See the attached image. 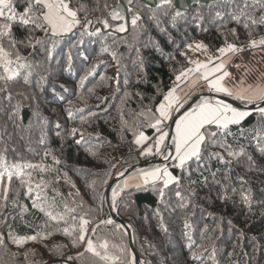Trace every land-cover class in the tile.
I'll return each instance as SVG.
<instances>
[{"label": "trees", "instance_id": "obj_1", "mask_svg": "<svg viewBox=\"0 0 264 264\" xmlns=\"http://www.w3.org/2000/svg\"><path fill=\"white\" fill-rule=\"evenodd\" d=\"M240 3L242 0L196 3L176 16L173 3L152 6L144 0H131L130 4L129 0H71V6L83 8L89 19H109L113 27L122 21L112 20L109 13L113 7L125 5L128 30L117 33L93 24L88 31L100 27L101 34L88 36L77 27L54 38L56 47L50 55L40 45L18 46L20 54L32 65L31 75L25 82L22 69L21 77L7 83L0 81V87H7L13 97L9 101L0 93V148L8 149L9 163L49 166L47 172H32L33 186L41 178L48 183L47 196L56 197L52 211L64 214L67 223L51 221L32 208L34 195L29 196L20 179L14 177L8 205L0 206V235L4 238L0 264H128L131 256H135L136 264H264V152L258 150L253 139V129L264 125L254 109L240 126L243 133L233 126L235 139L228 138L234 147L245 148L253 158L251 164L247 156L231 164L213 159L207 164L208 170L198 171L196 163H192L184 172L170 161H160V156L142 155V149L135 144L141 131L151 137L145 147L159 135L148 126L154 122L151 113L156 112L179 71L190 67L185 52L189 44L201 40L216 50L225 46V35L228 42L238 46L248 44V31L253 39L264 37V25L245 29L243 18L241 22L231 19L230 9ZM85 11L79 12L81 20ZM217 11L221 17H216ZM248 11L255 18L264 15V8L256 0H252ZM133 14L141 17L136 26L131 25ZM233 28L239 39L231 34ZM14 32L17 39L25 35L23 30ZM35 36L45 39L41 31ZM106 46L119 54L118 60L110 53H102ZM199 94L192 96L183 108ZM196 103L199 100L192 107ZM74 128L78 130L75 136L71 135ZM45 152L51 155L45 157ZM166 163L180 177V183L164 189L163 201L159 185L132 186L120 192L113 207L112 189L117 184L123 185L127 177L141 169ZM212 172L216 173L215 178ZM117 177L120 178L110 192V207L106 192ZM189 179L195 183L189 186ZM177 191L185 197L183 201L175 195ZM190 191L195 195L189 202ZM243 192L251 193L247 203L242 199ZM13 199L26 205L28 212L19 215L20 209L11 204ZM65 204L76 211L69 213ZM73 216L77 219L73 220ZM80 216L91 221L86 240H107V255L119 257L118 260L105 261L94 256L86 250V241L72 244L79 233L72 231L71 225L79 224ZM108 219L115 223L102 222ZM185 219L190 228L185 227ZM64 228H69L72 235H65ZM10 232L15 236L52 234L18 246L9 238ZM193 251L200 252L198 260L192 259Z\"/></svg>", "mask_w": 264, "mask_h": 264}, {"label": "snow or ice", "instance_id": "obj_2", "mask_svg": "<svg viewBox=\"0 0 264 264\" xmlns=\"http://www.w3.org/2000/svg\"><path fill=\"white\" fill-rule=\"evenodd\" d=\"M252 0H242V3L237 4L234 8L230 9L231 19L237 22H241L243 18V27L245 29H251L256 25H264V15L259 18L249 14V7ZM131 0H129V4ZM163 3L172 5L173 0H163ZM261 8H264V0H256ZM107 7V5H105ZM125 5H118L113 7L109 16L114 21H122L117 23L115 27L109 23V19H97L93 21L88 18L86 11L83 8H74L71 6V0H0V69L3 70V75H0V81L14 80L21 77V70H25L23 80L28 81L31 75L32 65L26 62V58L20 54V45L24 47L35 48L37 45L45 47V50L51 54L52 50L56 47L55 37H61L69 32H72L75 28L80 27L83 29V34L88 36L100 35L101 28L96 27L92 31H88V26L93 24L101 25L103 29H113L117 33H124L128 30V21L125 16ZM130 10V9H129ZM80 11H85L83 20L79 16ZM176 16L181 15L180 11L175 12ZM216 17H221L222 13L217 11ZM141 17L137 14H133L131 18V25L136 26L137 21ZM14 29L23 30L25 35L22 39H17ZM41 31L44 33L45 39L37 38L35 32ZM231 34L239 39L236 30L230 29ZM248 44L238 46L236 43H230L227 41V36H224L225 46H221L216 51L218 56L209 57L207 62H200L199 60H189L188 62L193 64L194 67L185 68L179 71L176 76V80L179 82L187 81L192 78V85L195 86L199 81H205L204 87L211 94L203 96L199 99V103H196L194 107L191 105L183 113L174 119V114L184 106V95L177 94V87H173L163 94L162 101L158 104L156 112L151 113L154 122L148 124L159 135L156 136L153 143L147 147L145 145L151 139L143 131L139 132L135 138V144L142 149L141 154L145 156L156 155L162 157L164 161H170L172 166L187 172L192 163H196L197 170L207 169L209 161L215 159L222 161L225 164H231L234 160H238L240 157L247 156V160L251 164L253 158L247 155L243 146L234 147L232 143H229L228 138L230 136L235 139L232 133V127L236 126L240 128L242 123L251 115H253V109L255 113L259 115L260 122L264 125V83L248 84L243 78L237 83H229L232 76L227 70L228 65L232 62V59L237 54L249 50V49H264V37L259 40L252 38V32L248 31ZM51 45L49 48L48 45ZM189 49H193V45H188ZM207 46L203 43H197L194 50H206ZM102 53H110L113 59L118 60L119 54L112 50L111 46H106L102 49ZM181 55H184L181 53ZM211 65V66H210ZM237 68L241 65H235ZM95 65L93 66V69ZM88 74H91V70ZM43 79V77H42ZM83 79L81 85H83ZM0 93H4L6 98L11 101L13 99L11 92L7 87H0ZM220 97H229L234 101L239 102L240 106H235L232 103L227 102ZM151 112V110H149ZM14 114V113H13ZM69 116L72 115L71 110H68ZM171 121V124L167 122ZM174 126L173 134L169 135V131L165 129H172ZM241 133L243 129L240 128ZM253 139L256 141V145L259 151L264 152V127L259 130L253 129ZM78 134L77 129L71 130V135ZM81 139H83V134ZM171 140L170 144L166 141ZM3 137L0 136V141ZM43 142V137H41ZM79 143V141H77ZM213 149H220L221 151H214ZM6 147L0 148V206L7 207L9 202V192L12 191L13 178H19L22 187L26 188V192L29 196L34 195L32 200V208L38 209L44 213L51 221L67 223L65 215L61 213H55L52 211L55 205L56 197H48L46 191L48 189V183L43 178L36 182L33 186L32 172L38 171L41 173L49 171V166L44 163H31V162H13L9 163L7 159ZM51 155L50 152H45L44 156ZM53 160L56 164L60 161L53 156ZM31 170V171H26ZM124 173L121 172L120 175ZM202 174V173H201ZM189 177L191 173L188 172ZM211 175L215 178L216 173L212 172ZM27 176L25 180L24 177ZM225 179H228L226 176ZM241 183H244L243 178ZM135 181L134 184H130V181ZM106 182V181H105ZM204 182L207 183V177H204ZM219 183V181H216ZM180 177L173 174L170 171L169 164L162 166H153L150 170H139L138 174L130 176L123 182V185L117 184L112 189V205L116 206V200L120 192L129 187L141 188L147 185L157 186L159 185V195L163 201L165 192L172 184H179ZM195 183L189 179V186ZM56 192L55 189H52ZM235 191V189H233ZM20 195L19 191L16 192V196ZM56 195H60L56 192ZM177 197L183 201L185 197L180 191L175 193ZM195 192L190 191V197L194 196ZM226 199V195L224 196ZM251 198L250 192H243L242 199L244 202H249ZM11 204L14 208H19V215L23 216L28 212L26 205H21L16 199L11 200ZM69 213H74L75 208H68L67 204L64 205ZM157 215L163 220L159 212ZM14 218V217H13ZM73 220L77 217L73 216ZM106 224H114L111 219L102 221ZM91 221L85 219L84 216L79 217V224H72V231L78 230V235L72 240L74 246L78 242H85L87 244V251L94 256L99 257L105 261H115L119 257H111L107 255V249L109 242L107 240H101L99 243L94 242L92 239H87L86 236L89 232V225ZM98 227V225H97ZM123 227V225H118ZM185 227H191L188 220L185 219ZM161 228L163 231H167V228L162 223ZM95 228L92 232L95 233ZM72 231L69 228H64L63 233L65 235H72ZM47 233L42 236L41 233L27 236H15L11 232L9 238L13 243L18 246L23 245L28 241H37L38 238H46ZM3 236L0 235V244L3 243ZM59 247V246H57ZM206 251V249H205ZM102 252L104 254H102ZM192 259L198 260L200 258L199 251L192 252ZM71 259V258H69ZM128 264H136L135 256H131Z\"/></svg>", "mask_w": 264, "mask_h": 264}, {"label": "crops", "instance_id": "obj_3", "mask_svg": "<svg viewBox=\"0 0 264 264\" xmlns=\"http://www.w3.org/2000/svg\"><path fill=\"white\" fill-rule=\"evenodd\" d=\"M197 43H203L201 40H195L191 43L193 45V49H189L188 47L185 49L186 55L189 60H199L200 62H207L209 57L218 56L219 53L216 51H212L206 44V50H194L195 45ZM235 65H241V67L237 68ZM211 66V65H210ZM190 67H194L193 64L190 63ZM189 67V68H190ZM227 70L231 73L232 79L229 83H237L241 78L245 80L248 84L253 83H264V49H252V50H245L236 56L233 57L232 62L228 65ZM205 81H199L195 86L192 85V78H189L187 81L179 82L175 81L171 88L177 87V94L184 95V104L194 95L200 93H209L204 87ZM208 95H211L210 93ZM205 95V96H208ZM238 106V105H235ZM184 107V106H183ZM182 107V108H183ZM243 107V106H240ZM182 108L179 109L177 113H179ZM174 114V118L177 115ZM171 124V121L167 122ZM169 131V135L173 134L172 129H165ZM171 143V140H168ZM134 184L135 181H132Z\"/></svg>", "mask_w": 264, "mask_h": 264}, {"label": "water", "instance_id": "obj_4", "mask_svg": "<svg viewBox=\"0 0 264 264\" xmlns=\"http://www.w3.org/2000/svg\"><path fill=\"white\" fill-rule=\"evenodd\" d=\"M125 0H122V2L124 3ZM146 3H148L149 5H152V6H157L159 5L161 2H163V0H144ZM217 1H221V0H173V4L175 5L176 7V11L179 10L180 13H184V12H187L191 9L192 5L196 4V3H212V2H217ZM124 8V12H125V15L127 13V15L129 14L128 13V10H126ZM209 93H202V94H199L197 95L185 108H183L179 113H177V115L175 116V118L177 116H179L181 113H183L186 109L189 108V106L193 105L197 100H199L201 98L202 95H208ZM222 99H225L227 102L229 103H232L234 105H238V106H242L239 104V102L237 101H234L228 97H220ZM174 118V119H175ZM174 130V126L172 128V132ZM163 160L162 158L160 159V161ZM120 177H117L114 181L111 182V184L109 185L108 189H107V192H106V197H107V202L109 204V206L111 207V203H110V192H111V189H112V186L114 184V182L116 180H118ZM115 218L116 219H119L117 215H115ZM122 223H124V221L121 220ZM128 231H129V228H128ZM130 232V231H129ZM51 262V261H49ZM48 264V262L46 263Z\"/></svg>", "mask_w": 264, "mask_h": 264}, {"label": "rangeland", "instance_id": "obj_5", "mask_svg": "<svg viewBox=\"0 0 264 264\" xmlns=\"http://www.w3.org/2000/svg\"><path fill=\"white\" fill-rule=\"evenodd\" d=\"M210 49H211V48H210ZM211 50H212V49H211ZM212 51L216 52V50H212ZM149 170H150V169H149ZM132 176H133V175H132ZM128 178H129V177H127L126 179H128ZM126 179H125V180H126ZM129 183L132 184L133 182L130 181Z\"/></svg>", "mask_w": 264, "mask_h": 264}, {"label": "built area", "instance_id": "obj_6", "mask_svg": "<svg viewBox=\"0 0 264 264\" xmlns=\"http://www.w3.org/2000/svg\"><path fill=\"white\" fill-rule=\"evenodd\" d=\"M250 50H252V49H250Z\"/></svg>", "mask_w": 264, "mask_h": 264}]
</instances>
